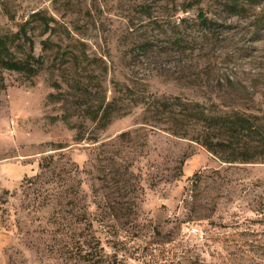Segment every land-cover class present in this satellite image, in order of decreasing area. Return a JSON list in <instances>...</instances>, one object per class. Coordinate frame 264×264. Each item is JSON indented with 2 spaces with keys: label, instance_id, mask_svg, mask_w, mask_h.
Listing matches in <instances>:
<instances>
[{
  "label": "rangeland",
  "instance_id": "1",
  "mask_svg": "<svg viewBox=\"0 0 264 264\" xmlns=\"http://www.w3.org/2000/svg\"><path fill=\"white\" fill-rule=\"evenodd\" d=\"M143 1L0 0V32L34 10L55 18L27 25L36 74L0 67V264H264V160L223 161L140 101L180 93L264 116V0H202L183 21L164 16L182 0H145L156 20ZM112 98L111 121L91 119Z\"/></svg>",
  "mask_w": 264,
  "mask_h": 264
},
{
  "label": "trees",
  "instance_id": "2",
  "mask_svg": "<svg viewBox=\"0 0 264 264\" xmlns=\"http://www.w3.org/2000/svg\"><path fill=\"white\" fill-rule=\"evenodd\" d=\"M201 1L182 0L174 11L169 9L164 16H167L168 19L175 17L179 21L186 20L187 16L181 15L180 12L188 11ZM249 1L255 3L258 0ZM139 5L142 14L150 20L159 19V15L155 14L154 2L144 0ZM223 5L235 12H240L246 7L239 0H224ZM38 17L41 19L44 31L55 29V25L51 22L55 20L53 16H48L42 10H34L16 30L0 32L1 68L36 74L43 66L44 59L35 53L34 39L28 33L27 27L33 18ZM196 17L203 26L209 29L216 24V21L208 15L203 6L198 7ZM259 19L264 20V12ZM51 43L49 38L42 40L44 48L51 47ZM54 43L57 44V42ZM144 45L147 46V43ZM18 52L22 55H19ZM70 53L71 58L79 60L80 56L75 50L72 49ZM85 57L92 62L98 59L86 52ZM53 85L56 88L60 87L58 81H55ZM60 93H62L61 90L52 91L48 97L50 99L59 98ZM128 93H135L129 84ZM140 99L144 116L147 120L155 122L151 124L154 126L160 124V128L196 140L223 161L264 160V116L260 113L237 106H224L215 101H201L180 93L159 95L150 92L149 95ZM114 103L115 98H112L104 104L103 102L97 104L90 114L91 119L98 121L100 125L108 124L112 118L111 107ZM63 146L59 145L58 147ZM52 159L53 155H50L49 158L44 157V161L40 162L41 166H49ZM90 259L86 258L88 261ZM121 264L124 263L121 262Z\"/></svg>",
  "mask_w": 264,
  "mask_h": 264
}]
</instances>
